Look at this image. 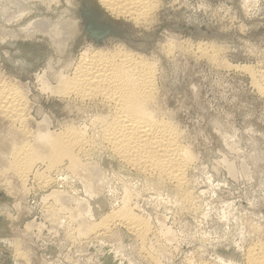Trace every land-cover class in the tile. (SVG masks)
<instances>
[{"label":"rangeland","instance_id":"1","mask_svg":"<svg viewBox=\"0 0 264 264\" xmlns=\"http://www.w3.org/2000/svg\"><path fill=\"white\" fill-rule=\"evenodd\" d=\"M53 1L0 0V82L18 87L26 100L23 125L0 115V264H186L199 256L241 258L251 243L263 245L264 96L257 85L264 81L253 82L250 71L264 74V0H153L156 9L141 22L113 13L101 0ZM118 48L155 62L161 114L179 125L195 155L188 178L196 207L180 208L172 188L144 178L134 188L141 194L135 212L153 231L146 249L163 248L156 263L124 229L116 238L79 237L69 211H59L51 196L54 189L78 193L64 167L48 172L37 163L26 182L9 168L13 148L27 138L23 128L94 129L91 119L106 109L60 96L44 82L57 86L56 73H73L86 50ZM205 48L210 56H200ZM99 149L93 159L117 162ZM36 171L53 182L38 183ZM119 174L112 176V190L85 200L84 217L99 222L121 206L119 179L135 184L136 173ZM165 225L175 243H163Z\"/></svg>","mask_w":264,"mask_h":264},{"label":"bare ground","instance_id":"2","mask_svg":"<svg viewBox=\"0 0 264 264\" xmlns=\"http://www.w3.org/2000/svg\"><path fill=\"white\" fill-rule=\"evenodd\" d=\"M101 1L113 13L130 17L138 22L143 19L146 20L145 18L156 6L153 0ZM43 21L45 20L38 21L41 29L42 26L43 28L46 27ZM62 26L64 27V25ZM62 39L65 40L66 38ZM205 49H199L200 56L202 54H204L203 56L208 55L209 50L206 49V51ZM137 56L122 51L120 48L115 50H86L73 73H56L58 74V77H55L58 79L57 86L51 87V83H46L44 80V85L49 90H55L60 96L73 98L83 103H95L103 107L102 109H106L107 113L96 115L91 119L90 123L94 128L91 132L88 130L90 127L80 125H66L58 132L51 131L48 125L41 130H35L36 132L31 129L30 132L26 131L27 129H21L22 133L27 135L23 134L27 138L21 144H18L19 146L15 145L13 148L9 168L19 177H17L18 179L26 182L37 163L45 164V169H49L48 172L64 167L67 170V175H71L75 179L76 183L73 184L77 186L78 193L73 195L68 191L54 189L51 196H53L55 204L58 205L59 211H69L70 219L76 225L79 237L97 236L98 238L104 235L106 237V234H108L116 238L115 236L119 235L120 231L124 229L138 239L142 249H146L148 239L153 231L150 223L135 212L134 201L139 200L141 194L138 191L140 189L135 190L134 188L142 183V178H144L145 183L150 181L152 185L156 184L159 189H167L169 192L172 188L175 191V197L181 203L180 208L183 209L182 205H193L194 194L191 191L192 189L190 190L191 180L188 177L190 169L194 166L195 155L192 149L184 144L179 125L174 123L171 117L161 114L163 111H161V106L158 105L159 89H157L158 80L155 62L154 64L153 62L148 63ZM215 59L218 60V58ZM243 68L249 67L243 66ZM250 72L252 73L250 74L253 77V82L258 83V79L264 81V74L255 75L254 72ZM257 86V90L259 89L264 96V83ZM17 88L11 83L0 82V115L9 118L14 122L13 124L22 123L23 125L26 100L23 93ZM46 120L48 121V118ZM99 148L104 149V155H109L108 157L111 160L117 162L108 165L104 159V162L93 159L92 156L96 153V150H100ZM104 166L107 170H111V172L108 170L110 174L108 179L104 177ZM123 170L135 171L136 178L134 181L136 183L133 184L125 179H119L123 188L121 206L109 212L106 217H102L99 222L84 217L81 214V209L85 206V200L88 197L103 195L107 189H111L112 176L118 178L119 173ZM45 171L40 173L36 171L34 177L38 179V183L44 181L46 187L47 184L50 185V182H53V179L49 181L50 175L47 174V176L44 173ZM166 187H169L170 190ZM159 192L162 191L157 190L158 194ZM75 198L77 207L73 206ZM150 198L149 196L147 199ZM155 198L157 197L155 196ZM166 199L168 200V196ZM167 200H164V202ZM193 207H191V210ZM57 214L53 212L55 217L58 216ZM156 233L154 232V234ZM159 234L164 241L163 243H175V234L166 225L159 229ZM156 242H158L157 239ZM149 245H147L148 248ZM263 245L257 242L245 246L241 258L237 256L230 258L220 256L218 260L212 261L199 256L198 259L189 260L186 258L185 261L188 260L186 264H264ZM155 249L158 253L152 249L153 252H149L147 249L146 251L147 256L156 263L158 260L157 255L162 252L163 248L158 246Z\"/></svg>","mask_w":264,"mask_h":264}]
</instances>
